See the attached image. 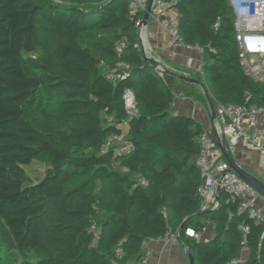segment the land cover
<instances>
[{
  "label": "trees",
  "instance_id": "obj_1",
  "mask_svg": "<svg viewBox=\"0 0 264 264\" xmlns=\"http://www.w3.org/2000/svg\"><path fill=\"white\" fill-rule=\"evenodd\" d=\"M175 6L183 43L203 49V83L216 108L264 106V82L239 64L227 1ZM139 17L128 0H0V264H138L143 243L169 230L180 231L195 264H228L244 248L240 264H264V226L239 210V199L222 188L219 207L200 210L198 137L208 129L171 112L174 90L139 46ZM120 62L130 75L108 78ZM127 88L140 109L131 117ZM43 91L51 100L32 117ZM199 96L209 106L205 92ZM125 121L131 147L117 154L109 136L121 135ZM42 156L47 172L31 184L24 166ZM208 220L213 238L186 235ZM92 224L100 227L95 243Z\"/></svg>",
  "mask_w": 264,
  "mask_h": 264
},
{
  "label": "built area",
  "instance_id": "obj_2",
  "mask_svg": "<svg viewBox=\"0 0 264 264\" xmlns=\"http://www.w3.org/2000/svg\"><path fill=\"white\" fill-rule=\"evenodd\" d=\"M132 13L140 14L136 25L139 30V46L147 55L149 46L144 33L143 17L148 11L150 0H128ZM177 0H154L151 10V19L159 23L171 36V43L188 46L183 43L179 30L180 14L175 6ZM234 17V36L239 54V64L243 73L257 82H264V0H226ZM125 46L124 42L118 44L121 51ZM195 47V46H191ZM203 53V49L196 47ZM128 65L124 62L118 64V72L111 71L108 78L117 80L130 75ZM155 71L161 77H165V68L156 65ZM123 102L128 116H135L140 113L134 92L127 88L123 92ZM217 110V121L213 129L203 131L199 137L200 152L197 164L200 168L202 181L198 187L201 204L200 210L208 212L216 210L220 201L219 190L224 188L230 192L232 200L239 199V210H247L249 216L257 223L264 226V207L259 204L263 198L260 193L247 181L242 179L232 170L228 161L223 155L219 140L211 134L220 137L226 136L229 145L234 148L240 142L250 143L257 148L264 145V122H261V115L264 114V106L258 104L236 105L233 103H220ZM110 121L112 119L110 118ZM122 135L112 133L109 136V143L116 144L117 154L130 150L131 144L122 141ZM125 171L128 169L125 168ZM249 230L248 226L244 231ZM186 235L201 239L202 232L193 227L186 228ZM264 237V233H263ZM171 244H178L180 231H167L157 239ZM147 240L143 243V247ZM247 250V248H244ZM117 255H122L120 246L116 249ZM248 251V250H247ZM151 251L144 253L138 264H149ZM248 256V255H247ZM247 256L241 254L228 264H240Z\"/></svg>",
  "mask_w": 264,
  "mask_h": 264
},
{
  "label": "crops",
  "instance_id": "obj_3",
  "mask_svg": "<svg viewBox=\"0 0 264 264\" xmlns=\"http://www.w3.org/2000/svg\"><path fill=\"white\" fill-rule=\"evenodd\" d=\"M149 51L147 57L153 59L165 68V74L174 90V101L171 112L174 115L191 116L197 119L206 129H213L216 123L211 120L207 103L199 96L203 88L196 81H203V67L205 56L196 47L183 46L171 43L170 34L156 21L151 19L144 27ZM185 77V78H182ZM264 122V114L260 117ZM122 141L128 142L129 123L123 122ZM239 164L264 182V145L257 148L250 143L240 142L234 147ZM264 207V198L259 200ZM202 237L199 240L207 241L214 237L215 228L208 220ZM144 253L151 251L149 264H190L189 246L185 241L171 244L165 241L148 239L143 249ZM244 256L248 255L243 250Z\"/></svg>",
  "mask_w": 264,
  "mask_h": 264
},
{
  "label": "water",
  "instance_id": "obj_4",
  "mask_svg": "<svg viewBox=\"0 0 264 264\" xmlns=\"http://www.w3.org/2000/svg\"><path fill=\"white\" fill-rule=\"evenodd\" d=\"M153 1L154 0H150V3L148 5V11L146 12V14L143 17V25L147 26L149 24V21L151 20V10H152V6H153ZM146 58L148 60H150L154 65H157V62L154 61L153 59L149 58L146 56ZM185 78V77H182ZM186 79V78H185ZM204 90L205 95L208 99V103H209V110H210V114H211V120L213 122H215V120L217 119V110H216V106L212 100V97L206 87V85L203 83V81H196ZM217 139L219 140V144L221 146L222 152L224 157L226 158V160L228 161L230 167L232 168V170L234 172H236L242 179H244L245 181L249 182L259 193L260 195L264 198V182L261 181L259 178H257L255 175H253L252 173H250L248 170H246L244 167H242L238 160H237V156L236 153L234 151V148H232L227 140L226 136H222L220 137L218 134H216ZM183 228V227H182ZM187 228V227H186ZM188 256H189V261L190 264H195V258L192 254V251L189 250L188 252ZM0 259H1V252H0Z\"/></svg>",
  "mask_w": 264,
  "mask_h": 264
},
{
  "label": "rangeland",
  "instance_id": "obj_5",
  "mask_svg": "<svg viewBox=\"0 0 264 264\" xmlns=\"http://www.w3.org/2000/svg\"><path fill=\"white\" fill-rule=\"evenodd\" d=\"M26 64H27L28 68L31 70H35V71L39 70L37 63L34 61V59L32 57L26 56ZM201 93L204 96V90H202ZM49 97H50V94L46 91H43L41 93V95L39 96L37 102L29 110V112L31 114L30 116H32V117L36 116L38 114L40 107H42L46 101L51 100V98H49ZM24 168L27 172L29 183L33 184V183H36L38 181H41L44 178V176L47 172V169H48V158L46 156H42V157L32 161L30 164L25 165ZM82 179H84V178H81V180ZM77 183H79V179H73V184H77ZM98 186H100V183L95 182L94 187L97 188ZM90 231L92 234V242L95 243L96 239H97V235L100 232V227L96 226L95 224H92L90 226ZM21 259H22V257L20 256V257H18L17 261L21 260ZM29 259L31 261H35L37 258L31 254V255H29ZM9 262H10V264H14V262H16V261L14 259H10Z\"/></svg>",
  "mask_w": 264,
  "mask_h": 264
}]
</instances>
